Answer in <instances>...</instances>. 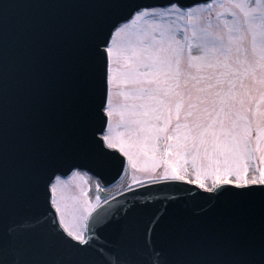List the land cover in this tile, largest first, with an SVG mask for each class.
Masks as SVG:
<instances>
[{
    "label": "snow or ice",
    "instance_id": "6c2138e0",
    "mask_svg": "<svg viewBox=\"0 0 264 264\" xmlns=\"http://www.w3.org/2000/svg\"><path fill=\"white\" fill-rule=\"evenodd\" d=\"M217 4L230 18L213 17ZM14 7L37 11L10 18ZM257 87L264 101V0L0 4V264H153L149 224L163 264H264ZM117 151L132 168L150 156L153 172L162 159V180L188 179L180 159L207 161L193 182L211 178L223 199L196 217L114 213L102 253L87 235L95 208L70 217L60 193L63 177L100 174ZM41 197L51 222L33 214Z\"/></svg>",
    "mask_w": 264,
    "mask_h": 264
},
{
    "label": "water",
    "instance_id": "95a60500",
    "mask_svg": "<svg viewBox=\"0 0 264 264\" xmlns=\"http://www.w3.org/2000/svg\"><path fill=\"white\" fill-rule=\"evenodd\" d=\"M30 0H0V4H25ZM37 11L36 9L12 8L9 10L10 18L27 12ZM122 171V160L118 152L113 156L112 164L102 173H94L105 186L113 183ZM221 187L231 188L230 185ZM108 193L100 191L102 198L107 197ZM223 197L216 191H205L196 186L182 182H159L138 186L128 191H121L110 196L105 202L95 208V222L90 223V231L87 233L95 247L102 253L106 252L105 245L109 243L105 239L103 232V223L114 213L127 212L129 208L138 211L144 221L147 223L149 218H156L160 215L178 211L182 214L193 217L210 214L214 207ZM38 218L51 222L54 218V210L46 206L41 197L38 208L33 210ZM58 219L57 217H55ZM142 241L153 253V264H163L164 255L161 251L162 237L152 231V227L142 231ZM135 254L130 256L131 261H135Z\"/></svg>",
    "mask_w": 264,
    "mask_h": 264
},
{
    "label": "rangeland",
    "instance_id": "374dc122",
    "mask_svg": "<svg viewBox=\"0 0 264 264\" xmlns=\"http://www.w3.org/2000/svg\"><path fill=\"white\" fill-rule=\"evenodd\" d=\"M216 12H222L226 17L230 18V13L226 11V9H222L217 4L213 9V17L215 18ZM254 100H253V107H256L257 104H260L261 107H264V101L260 99V89L257 87L253 90ZM118 118H114V132L119 133L123 131L122 129H117L115 127V120ZM125 136L128 135L127 132L124 133ZM166 146L164 144H160L159 148L157 149L156 155L158 157H162L164 154V148ZM174 158V157H173ZM175 159V158H174ZM144 160L148 161V166H142ZM151 157H141V164H138L136 168H132L129 164V170L122 182L124 186H130L148 179H145L146 176H153L154 179L160 178L163 175L165 165L161 161L159 162V167L153 172L151 170ZM207 161H200L197 160L194 162L190 157L186 160L180 159V173L181 175H187L188 178L196 179V171L197 166L206 164ZM257 166L259 165V161L255 162ZM65 184L63 187L62 192L60 193L63 196V202L66 209V213L71 217L74 214H79L82 211L81 205L87 201L92 207L99 202L97 193V183L96 181L89 177L88 175L81 173L76 176H71L70 179H64ZM133 180L136 182L133 183ZM208 186L212 185L211 178H208L207 181H204Z\"/></svg>",
    "mask_w": 264,
    "mask_h": 264
},
{
    "label": "bare ground",
    "instance_id": "6f19581e",
    "mask_svg": "<svg viewBox=\"0 0 264 264\" xmlns=\"http://www.w3.org/2000/svg\"><path fill=\"white\" fill-rule=\"evenodd\" d=\"M127 170H128V166H126V168H125V170H124V173H123V175L121 176V178L115 183V184H113L111 187H107V188H103V187H101L100 186V188L102 189H104V190H113L114 188H117V187H121L122 185V182H123V180H124V178H125V176H126V174H127Z\"/></svg>",
    "mask_w": 264,
    "mask_h": 264
}]
</instances>
